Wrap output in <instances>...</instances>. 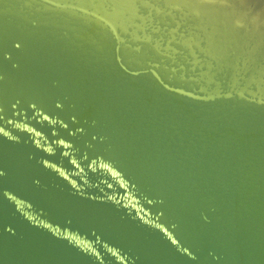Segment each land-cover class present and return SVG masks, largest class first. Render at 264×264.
I'll return each mask as SVG.
<instances>
[{"label": "water", "instance_id": "water-1", "mask_svg": "<svg viewBox=\"0 0 264 264\" xmlns=\"http://www.w3.org/2000/svg\"><path fill=\"white\" fill-rule=\"evenodd\" d=\"M0 264H264V0H0Z\"/></svg>", "mask_w": 264, "mask_h": 264}]
</instances>
